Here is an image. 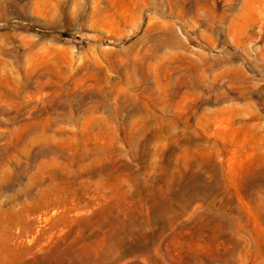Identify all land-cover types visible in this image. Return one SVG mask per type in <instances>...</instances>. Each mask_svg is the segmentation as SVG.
Wrapping results in <instances>:
<instances>
[{
	"label": "rangeland",
	"instance_id": "rangeland-1",
	"mask_svg": "<svg viewBox=\"0 0 264 264\" xmlns=\"http://www.w3.org/2000/svg\"><path fill=\"white\" fill-rule=\"evenodd\" d=\"M0 264H264V0H0Z\"/></svg>",
	"mask_w": 264,
	"mask_h": 264
}]
</instances>
